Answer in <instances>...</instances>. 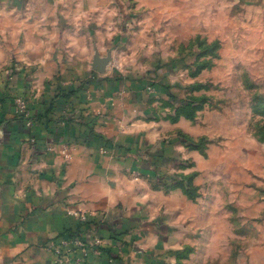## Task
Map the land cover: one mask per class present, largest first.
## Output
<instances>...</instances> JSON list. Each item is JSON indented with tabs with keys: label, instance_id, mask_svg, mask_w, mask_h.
I'll list each match as a JSON object with an SVG mask.
<instances>
[{
	"label": "crops",
	"instance_id": "obj_1",
	"mask_svg": "<svg viewBox=\"0 0 264 264\" xmlns=\"http://www.w3.org/2000/svg\"><path fill=\"white\" fill-rule=\"evenodd\" d=\"M244 19L264 0H0V264H54L68 209L124 241L85 264H264V194L196 92Z\"/></svg>",
	"mask_w": 264,
	"mask_h": 264
},
{
	"label": "rangeland",
	"instance_id": "obj_2",
	"mask_svg": "<svg viewBox=\"0 0 264 264\" xmlns=\"http://www.w3.org/2000/svg\"><path fill=\"white\" fill-rule=\"evenodd\" d=\"M229 26L216 65L199 77L211 83L196 92H205L212 111L227 118L232 175L242 176L245 190L264 194V22L233 20Z\"/></svg>",
	"mask_w": 264,
	"mask_h": 264
},
{
	"label": "built area",
	"instance_id": "obj_3",
	"mask_svg": "<svg viewBox=\"0 0 264 264\" xmlns=\"http://www.w3.org/2000/svg\"><path fill=\"white\" fill-rule=\"evenodd\" d=\"M14 70H10L9 75ZM28 100L21 96H16L13 100V107L16 118L25 122L27 127H33V119L30 117V108ZM67 214L76 220L79 225L77 235L70 236V233L63 234L58 239L51 242L49 248L54 256V264H85L89 257L102 255L104 251H110L119 254L124 248V241L112 234L114 247H104L102 240L97 236H90V216L76 209H68ZM120 239V240H119Z\"/></svg>",
	"mask_w": 264,
	"mask_h": 264
},
{
	"label": "trees",
	"instance_id": "obj_4",
	"mask_svg": "<svg viewBox=\"0 0 264 264\" xmlns=\"http://www.w3.org/2000/svg\"><path fill=\"white\" fill-rule=\"evenodd\" d=\"M79 225H77L72 231H70L69 233H70V236H75V235H77L78 234V231H79ZM106 252V251H105ZM110 253V252H109Z\"/></svg>",
	"mask_w": 264,
	"mask_h": 264
}]
</instances>
